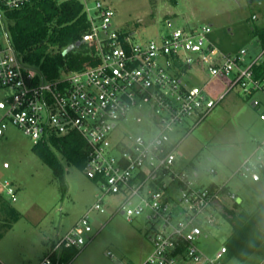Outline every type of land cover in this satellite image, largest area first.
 I'll return each mask as SVG.
<instances>
[{
	"label": "built area",
	"instance_id": "built-area-1",
	"mask_svg": "<svg viewBox=\"0 0 264 264\" xmlns=\"http://www.w3.org/2000/svg\"><path fill=\"white\" fill-rule=\"evenodd\" d=\"M30 1L0 0V83L12 91L0 137L8 122L34 145L76 132L86 142L85 171L102 182L93 207L57 238L39 264H56L63 249L86 244L85 235L93 231L91 211L106 212L108 196H121L114 210L129 221L145 215L153 222L152 252L143 264H224L225 248L213 256L199 248L204 233L199 219L213 225L237 194L225 183L199 186L196 174L180 168L184 154L170 134L190 119L198 125L236 87L247 95L264 92V77L254 71L261 57L246 65V49L222 51L210 39L211 25L177 27L137 40L113 26L115 10L106 0L93 5L80 0L89 24L83 42L95 61L49 79L23 61L11 40L6 14ZM197 75L202 83L193 85ZM130 120H146L151 128L146 135L133 132L126 125ZM259 164L264 153L256 161L245 159L236 173L254 176ZM208 171L217 173L214 167ZM2 186L16 202L14 183L6 180Z\"/></svg>",
	"mask_w": 264,
	"mask_h": 264
},
{
	"label": "rangeland",
	"instance_id": "rangeland-1",
	"mask_svg": "<svg viewBox=\"0 0 264 264\" xmlns=\"http://www.w3.org/2000/svg\"><path fill=\"white\" fill-rule=\"evenodd\" d=\"M106 1L115 10L113 26L133 33L137 40L156 38L177 27L211 25L210 39L222 51L233 53L246 49V65L259 57L264 60V47L258 36V31L264 30V0ZM91 2L93 5L94 1ZM202 80L197 75L191 83L199 85ZM11 92L0 83V119L6 114ZM212 92L213 88L211 94L216 98ZM253 100L259 104L254 106ZM263 113L262 90L247 95L236 87L225 93L198 125L194 126V120L190 119L170 134L184 154L179 159L180 168L196 174L199 186L227 184L242 198L238 210L252 212L264 197V177L259 170V181L236 173L245 159L250 157L256 161L264 153ZM126 125L144 135L151 128L146 120L142 123L130 120ZM33 146L21 128L8 122L4 136L0 137V194L22 213L17 226L21 242L14 241L15 234L9 233L0 248L14 256H28L30 264H39L50 252L58 234L64 236L93 207L102 182L98 176L69 165L58 153L65 172L64 189L60 177L33 151ZM211 167L217 173H210ZM6 180L13 182L18 190L16 202H12L2 186ZM178 196L176 190L173 198ZM121 200V196H108L106 212L91 211L93 231L85 235L86 244L58 253L64 261L62 264H143L146 261L152 252L148 236L153 222L145 215L129 221L115 212L114 205ZM199 220L204 233L197 244L204 253L213 256L225 248L231 224L221 212L213 225L203 223L202 217ZM1 224L4 228L3 220ZM258 251L244 262L226 255L224 264H257L261 249Z\"/></svg>",
	"mask_w": 264,
	"mask_h": 264
},
{
	"label": "trees",
	"instance_id": "trees-1",
	"mask_svg": "<svg viewBox=\"0 0 264 264\" xmlns=\"http://www.w3.org/2000/svg\"><path fill=\"white\" fill-rule=\"evenodd\" d=\"M83 9L80 0H31L22 8L7 12L11 40L23 61L49 79L92 64L95 60L91 48L83 42V34L89 28ZM258 36L264 47V30H259ZM254 71L257 77H264V60L254 65ZM32 149L54 169L64 189L65 172L58 153L69 165L85 171L86 142L76 132L34 145ZM258 170L264 177V164H259ZM238 207L235 200L226 202L222 209L223 217L231 224L225 256L244 262L264 242V197L252 212ZM6 211L14 215L9 222L4 221V228L8 229L17 220L18 212L0 194V212ZM54 261L64 263L61 255Z\"/></svg>",
	"mask_w": 264,
	"mask_h": 264
},
{
	"label": "crops",
	"instance_id": "crops-1",
	"mask_svg": "<svg viewBox=\"0 0 264 264\" xmlns=\"http://www.w3.org/2000/svg\"><path fill=\"white\" fill-rule=\"evenodd\" d=\"M258 104H259L258 100H253V105L254 106H257ZM257 172L258 171H256V173L254 174L253 178L255 180L259 181L260 180V175ZM239 199H240L239 202L242 203V198L239 197V195L237 194V202H238ZM13 207L18 212V218H17V220H14V222L11 224V226L8 229H4L2 227L3 225L1 224V221L3 220V222H4L6 219L9 221V219H11L12 216H14V215H13V213L7 212V211H6V213L0 212V235L2 233V236L0 237V246L2 245V243L5 240V237L9 233H11V234L14 233L15 234L14 241H16L17 243L21 242V240L18 238L20 231H19V229H17V226L20 223V220H21V217H22V213H21V211L18 208H16L15 206H13ZM23 231L25 232L26 230L23 229ZM59 237H60V235L58 234L57 238H59ZM57 238H55V240ZM52 241H54V239ZM259 249H261V251H260L261 258L258 260L257 264H264V242L251 255H253L256 252H259L258 251ZM30 261H31L30 258L28 256H26V255H23L21 257L20 256H14L12 253L4 251V249L0 248V264H30L31 263Z\"/></svg>",
	"mask_w": 264,
	"mask_h": 264
},
{
	"label": "water",
	"instance_id": "water-1",
	"mask_svg": "<svg viewBox=\"0 0 264 264\" xmlns=\"http://www.w3.org/2000/svg\"><path fill=\"white\" fill-rule=\"evenodd\" d=\"M240 201V199L238 200V202Z\"/></svg>",
	"mask_w": 264,
	"mask_h": 264
}]
</instances>
